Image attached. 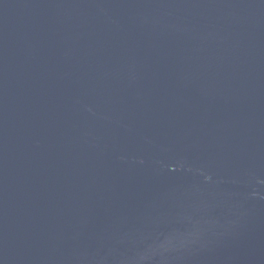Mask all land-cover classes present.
I'll use <instances>...</instances> for the list:
<instances>
[{
	"label": "water",
	"instance_id": "obj_1",
	"mask_svg": "<svg viewBox=\"0 0 264 264\" xmlns=\"http://www.w3.org/2000/svg\"><path fill=\"white\" fill-rule=\"evenodd\" d=\"M0 264H264V0H0Z\"/></svg>",
	"mask_w": 264,
	"mask_h": 264
}]
</instances>
